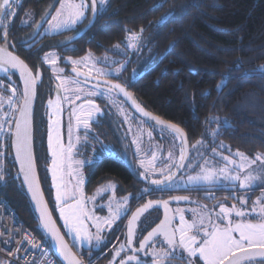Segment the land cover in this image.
Instances as JSON below:
<instances>
[{
	"label": "trees",
	"instance_id": "1",
	"mask_svg": "<svg viewBox=\"0 0 264 264\" xmlns=\"http://www.w3.org/2000/svg\"><path fill=\"white\" fill-rule=\"evenodd\" d=\"M28 1L32 5L36 0ZM48 3L50 0L44 5ZM101 17L94 26L97 35L93 49L100 55L111 48L121 53H116L111 63L123 68L117 70L116 79L139 104L186 132L190 145L187 160L211 165L228 154L260 153L262 161L258 165L264 164V0H109ZM42 70V75L49 76ZM8 73L19 86L16 76ZM1 92L0 116L7 111L11 90L5 85ZM55 92L52 87H37L34 148L40 180L57 219L46 164L45 133L48 101ZM114 93L113 102L122 101ZM96 100L98 106L105 103L100 98ZM106 117L109 119L107 113ZM97 124L90 133L94 144L103 146L104 141L117 145L111 122L103 118ZM136 124L152 131V143L162 145L161 158H166V146L172 148L175 144L182 151L180 136L173 130L144 117ZM8 143L3 149L0 146V196L10 202L27 226L42 235L19 177H14L17 171ZM84 173L87 195L111 182L116 183L119 195H129L131 200L143 190L135 173L115 157L102 156ZM246 175L254 176L255 169L247 170L243 177ZM238 184L239 181L209 186L221 189L228 198ZM249 184L247 189L240 187V192L264 193V182Z\"/></svg>",
	"mask_w": 264,
	"mask_h": 264
},
{
	"label": "flooded vegetation",
	"instance_id": "2",
	"mask_svg": "<svg viewBox=\"0 0 264 264\" xmlns=\"http://www.w3.org/2000/svg\"><path fill=\"white\" fill-rule=\"evenodd\" d=\"M108 1L109 0H105V4L103 8L100 9L101 14L97 16H93L89 8V10L86 12L85 18L81 22L71 26L67 30H63L60 32H53L46 29L47 23H42L41 18L45 15V13L50 11H51V15H53L56 8L60 6L59 0H50V3L46 5H44V3H47L48 0H36L35 2L34 1L32 2V5H30L28 0H20L18 4H15L13 6L15 11L14 17L12 15L6 17L4 21L6 28H0V41L3 42V44H7L10 47H14V50L17 52V54L21 56L29 64L31 69L38 66V68H35L36 72L38 69H41V72L43 73L42 69H44V72L47 73L49 72V76L51 75L50 71H54V69L51 68L50 67L51 65L46 62L45 57H50V56L57 57L58 63L55 65L64 64L63 69L67 74L77 76L76 77L77 81H74L72 79L67 80V78H62L65 84H69V82H71V85L78 86L80 85L78 80H83L88 84L89 82L97 84V82H92L83 79L79 75L75 74V72H73V69L75 68L84 71L83 69L75 65L76 61L81 60L111 68L112 72L110 73V75H106V77H102V78H108L125 86L122 82L116 79L117 78L116 74L118 72L117 70L121 67V65L117 67H113L112 64L108 63V59H107V58H113V56H115L117 52H114L113 48H111L106 52H104L102 55H100L96 50L93 49V47L95 46L93 42V38L97 35L94 26L97 24V22H99L102 19L101 16L105 11V9L107 8ZM36 2H39L40 4L38 3L35 4ZM75 2H80V0H75ZM88 2L90 3V0H88ZM52 5L55 6L52 7ZM30 6H32V8ZM51 15H49L47 19H51ZM9 21H11L10 26H8ZM103 21H106V19H103ZM38 25L40 26L38 27ZM5 30L7 31V43H5L4 42L5 40L3 39V32ZM119 49H121L120 51H124L123 48H119ZM116 55L119 56L121 55V53L119 52ZM49 76L47 75L44 76V74L42 75V82L40 85H38L40 88L44 89V88L52 87L54 81L52 82L51 79L53 77H49ZM8 79L9 80L6 82V84H8V87L9 85H11L9 87L11 90V95H12V88L16 89L15 99L13 102L15 105L16 100L20 98V96L17 94L19 93L20 88L17 85V83L14 80H12L11 77H8ZM74 82L76 83L74 84ZM101 85L107 87V85L100 83V86ZM100 90L101 89L94 90L93 88V94H95V97L93 96L94 101L99 104L96 98H100L104 100V102L106 103L105 99L111 98V93H105L104 95H100L99 94ZM112 92H116V91H112ZM116 93L119 95L118 92ZM120 98L122 99L121 102L122 103L125 102L127 106L124 104L125 106L118 107L117 105H119V103L117 101L116 103H114L112 98L110 100L112 103H114L113 106L117 107L118 112L123 109L122 111L132 112L135 115V118L143 119L142 116H140L134 110H132V108L126 103V101L121 96ZM105 103L103 104L102 109L105 113L109 115V119L105 115L98 120H93V122L89 123L90 128H94L95 126H97L98 125L97 122L102 123L103 118L108 122H111L114 128V133L117 136V145H119L118 150L121 151V154L116 156V151L113 148L111 151L108 150L107 152L108 156L115 157L124 161L127 164V166L130 168V170L135 173L136 176L135 178H137L142 182L143 190L151 189L150 192H144L141 198L139 199L137 198H132V200L130 199L129 205L127 206L128 209L127 214H122L119 218L118 226L114 230V233L121 234L122 238L124 237V241L121 244V247L117 249L116 254L114 253L116 255L115 258L116 264H120L122 260L127 262V258L131 255H135L137 257V261L139 262V264H193V262L198 259L195 257H190L187 251L182 249V247L179 245L178 231L176 232L177 243L175 244V246L168 245L166 243L164 235L160 233L154 236L151 239V241L145 245L144 249H140L139 245L144 240V237L147 236L148 232L152 231V229L155 228L161 222V220L164 219L165 216V209L163 207L164 201L169 202L167 215L171 218V227L173 229H177V226H181V222L179 219L181 215L184 216L185 223L191 224L193 223V220H195L194 222H198L199 217L198 214H196L198 212H202L201 214H199V216L202 215L205 218L204 225L206 227H210V224H220L221 227L225 226L227 221L221 223L220 219H218L217 216V214L220 211L221 204H223L225 207L229 209H233V206H235L231 215L233 224L235 222H241V221L258 223L259 218H261L260 222H264V213L261 212V208H264V193L254 194V192H249V193L240 192L241 189L239 188V186H237L238 189L230 193L231 195H229L228 198H226V195L224 194L225 195L224 196L222 194V191H220L221 189H215L209 186L211 184L201 185V186H191L187 188H177L173 184H172L173 186L161 185L160 187L163 190H157L156 186L151 184L152 180H161L169 175L172 176L174 172L178 169L180 162L179 164L178 163L172 164V161H168L166 158L167 161H159L155 164V166L161 164L162 168L159 167V169L156 168L154 169L152 167L150 168L146 167V169L142 170V172L147 175V179L144 180L140 178L139 177L140 170L136 169L135 166L136 157H134L133 154L134 151L130 148L131 145H129V149L131 152L132 161L134 162L133 163L131 161V163L133 164L132 166L129 162L126 161L124 151L120 149L119 134L121 133L122 130L121 126L124 127V125L122 123L121 124L117 123L118 120L116 117L117 112H114L110 108V104H108L109 107H107ZM8 107L9 106H7V110L9 109L13 111L14 106L9 108ZM9 123L10 121L6 123V126ZM92 131L94 133V130ZM82 136L83 135L80 134L79 137ZM86 136L87 137H84L83 139L89 140L88 143L93 151L96 145L94 144L93 139H91L90 133H87ZM101 143L105 148H109L111 146V144L105 143L104 141H101ZM102 156L104 155H99L98 158L100 159ZM47 157L48 158L46 159V164L48 165L49 156ZM187 161L188 160L185 161L181 171L176 176L173 177L174 182L177 180L179 175L183 173L187 165ZM190 165L193 169L196 168V170L201 167L195 161H190ZM90 166H93V164L84 166L82 168L83 173L85 168ZM84 177L86 179L85 180L86 182L87 176L85 175ZM243 178L241 179L243 180ZM198 188H206V190L199 191ZM231 188L234 189L235 186ZM242 189H247V188L245 187ZM141 193L142 191H140V193H137V195H140ZM115 194L121 196L117 192ZM148 201H152L154 204H158L159 206L147 210L141 216L140 220L136 223V225H134L132 243L129 244L128 243L129 238L127 234L128 221L131 218L132 213L135 212L138 208L142 207ZM237 211H243L245 213V216L243 217L236 216L235 212ZM189 234H195V231L189 230ZM197 238L198 240L200 239L199 236ZM173 247L175 248L174 255L172 254ZM117 252H119V255H117ZM160 252L166 253V255L156 254ZM77 253L79 254V256L82 257V259L85 261L86 264H106L110 256L109 255L110 247H108V243L106 242V245L104 244L99 245V248L93 249V252L91 251L79 252L77 250ZM137 261H132L131 264H137Z\"/></svg>",
	"mask_w": 264,
	"mask_h": 264
},
{
	"label": "snow or ice",
	"instance_id": "3",
	"mask_svg": "<svg viewBox=\"0 0 264 264\" xmlns=\"http://www.w3.org/2000/svg\"><path fill=\"white\" fill-rule=\"evenodd\" d=\"M15 0H0V28H6L5 18L9 15L14 17L15 11L13 5ZM99 4V7H98ZM105 0H80V2H75V0H59V7L56 8L55 15H51V12L45 13L41 18L42 23H47L48 30L53 32H60L63 30L69 29L71 26L81 22L85 16L86 12L91 10L93 16L101 14L100 9L103 8ZM55 5H52L54 7ZM51 15V19L47 17ZM11 21L8 22L10 26ZM3 39L7 43V31L3 32ZM45 60L50 64H55V59H49L45 57ZM10 69L19 70L21 76L24 79V89H23V103L22 106L18 108L21 119L16 120L15 122V148L17 159L21 162V170L24 173V179L28 182L29 188L32 191V198L36 201L37 205L40 207V221L45 229L57 240V243L60 246L62 252L65 253V259H68V254L66 246L59 236L58 230L52 224L50 214L46 207L41 205V200L39 197L38 190L33 187L34 184V175L32 169L31 153L29 150V128H28V107L30 103L31 96L34 94L35 78L32 72L29 70L28 66L21 60L18 56L14 55L12 52L7 51L5 47H0V71L7 73ZM122 69L118 71H122ZM75 71V70H74ZM264 74V69L261 70ZM108 75L109 73H104ZM79 75V74H78ZM86 79L90 78L85 76ZM100 82L97 81V88H99ZM11 85H9L10 87ZM59 87H63L61 84ZM116 91L118 93H123L127 96V92L119 84H109L106 88L99 91L100 95L105 93H111ZM16 89L12 88V95L8 97V106H14ZM79 99V97H77ZM51 104V101L49 102ZM59 101H57L58 105ZM71 103V101H70ZM87 106L89 108L94 107L93 101H88ZM0 107H3V102L0 101ZM57 111L59 107L57 106ZM98 107L95 108L97 114L100 113ZM147 116V113H144ZM92 118V112L86 113V118L81 119L80 116L76 117L77 127L82 126L84 131L87 133L90 128L89 120ZM58 123V121H57ZM163 123V122H161ZM173 129L175 135H180V130L176 126H170ZM3 130L2 125H0V131ZM72 133L73 129L71 125L68 128V145L67 148L61 147L60 144V135L59 132L56 136V148L53 150V181L56 182V202L60 206L59 211L61 217L64 219L66 226L69 230L75 234L76 238L81 242H88L89 244L93 240V234L89 232L88 227L86 226V221H91L93 217L83 210L82 200H77L74 204H68V199H75L74 194H70L64 191L62 186V178L58 182L57 172L60 168V163L63 161L65 154H67L68 159H71V154L73 151V142H72ZM51 134L49 135V142L51 145ZM79 140V137H77ZM183 143V138L181 140ZM184 157L181 155V160ZM83 162H77V164H82ZM238 167H243L239 165ZM140 177L144 180L147 179L145 173H140ZM214 174L212 172L204 173L200 176L189 178L190 183L199 184L201 181H212ZM227 179L233 181H239L240 187L245 188L250 186L249 182L254 179L251 175H246L243 180L239 175L228 176ZM173 181L171 175L167 176L161 180H152L151 184L155 185L157 190H163L160 186H167ZM151 189L142 190L140 195H137L136 198H141L144 192H150ZM128 198H125L124 205L127 204ZM168 201L163 202V207L165 209V216L161 222L148 232L147 236L144 237V240L140 243V249H144L145 245L151 241V239L162 233L165 237L166 243L170 246H175L177 243L176 232H179L178 243L182 249L186 250L190 257L198 258L202 261V264H252L254 258H260L261 261H264V222L260 223H251V222H237L232 223L231 215L233 209L225 207L223 204L220 205V211L217 214L218 219L221 223L227 221L225 226L221 227L220 224H210V227L204 225V217L199 216L198 222H193L191 224L185 223V218L183 215L179 217L181 226L178 229H173L171 227V218L167 215L168 210ZM243 203V201H242ZM159 206L154 204L152 201H148L142 207L138 208L135 212L132 213L131 218L128 221V243H132V236L134 231V225L140 220L141 216L149 209ZM127 207L118 205L110 218H106L103 223L109 228L112 224L120 218L122 214H127ZM261 212L264 213V208H261ZM235 215L238 217L245 216L243 211L235 212ZM97 222L95 223V228L97 232L94 236V239L97 243L101 242L102 237L100 235V222L99 218H96ZM189 230H194L195 234H189ZM200 237L198 240L197 237ZM122 250V249H121ZM157 255H166V253H156ZM172 254H175V248L172 249ZM119 255V252H117ZM132 261H137L135 255H131L127 258L126 261H121L120 264H131ZM73 264H80L79 261H74ZM137 264L139 262L137 261Z\"/></svg>",
	"mask_w": 264,
	"mask_h": 264
},
{
	"label": "rangeland",
	"instance_id": "4",
	"mask_svg": "<svg viewBox=\"0 0 264 264\" xmlns=\"http://www.w3.org/2000/svg\"><path fill=\"white\" fill-rule=\"evenodd\" d=\"M18 1L19 0H15L14 5L18 4L19 3ZM53 15H55V12L53 13ZM46 29L48 30V25L46 26ZM48 58L55 59L56 60L55 64L58 63L57 57L50 56ZM107 59H108V63L111 64L113 59L112 58H107ZM55 64L54 65L50 64L51 65L50 67L53 68L54 71H50L51 75L49 77H53L54 84L52 85V88L56 89V92L54 94L55 96H52V98H50L48 101L47 123L45 127L46 146L49 156L47 169H48L49 184L51 185L52 188V192H51L52 205L54 207L58 222L62 230L67 236L69 242L73 245L74 248H76V250H78L79 252H84V249H88L91 252H93V249L99 248V245L102 244L106 245L107 242L108 247H110V254H109L110 256L106 264H116V259H115L116 251L121 247V244L124 241V237L122 238L121 234L114 233V230L118 226L119 219H117L110 228L106 226L103 223V221L106 218L111 217L112 212L115 211L118 205L122 206V213H123V207H127L129 205L131 196L126 195L122 197L116 195L115 182L106 183L105 185L97 188L90 195H87L84 189V183L86 179L84 177L85 175L83 173L82 168L86 165L94 164L97 160H99L98 158L99 155H106L108 150L111 151L114 148L116 151V156L120 155L121 151L118 150L119 145H112V144L109 148H105L100 144L96 145V147L92 151L88 143L89 140L83 139L84 137H87L86 136L87 133H92V129L89 128L86 133L82 126L77 127L76 125V117L80 116L81 119H84L86 118L87 112H92V118L89 120V123L93 122V120H98L106 115V113L102 109L103 106H97V103L94 101L93 98V96L95 97V94H93V88L94 90L96 89L102 90L106 87L102 85L100 86L99 84V88H97L96 83L89 82L88 84L83 80H78V82L80 83V85L78 86L71 85V82H69V84H65L62 78H67V80L72 79L74 81H77L76 78L77 76L67 74L63 69L64 64H59V65H55ZM75 65L83 69L84 70L83 72L97 77H106L104 73H109L108 75H110V73L112 72V69L109 67L96 65L91 62H85L81 60L76 61ZM8 80L9 79L7 73H5L4 71H0V95L2 93L1 88H3V86L5 85H8L6 84ZM75 83L76 82H74V84ZM61 84H63V87H59ZM17 94L19 95V93ZM111 96L113 100H115L116 95L114 92H111ZM77 97H79V99H77ZM105 100H106L105 104L107 105V107H109L108 104H110V108L114 112H117V116H116L118 119L117 123L118 124L122 123L124 125V127L121 126L122 130L121 133L119 134L120 149L124 151L126 161L129 162L132 166L133 164L131 163L132 161L131 152L129 149V145H131L130 148L134 151L133 154L134 157H136V161H135L136 169L140 170L139 174L143 173L142 170H145L146 167L148 168L152 167L154 169L155 168L159 169V167L162 168L161 164L155 166V164L159 161L168 160V161H172V164H177V163L179 164L181 160L182 151L180 152L179 148L178 147L176 148L175 144L172 148L164 146L167 160L166 158H161L162 145L159 144L160 146H158L154 141L152 143V141L150 140L152 138V131L148 128H138V124H136V122L138 123L142 119L135 118V115L130 111L128 112L122 111L123 110L122 109L121 111L118 112L117 107L113 106L114 103L110 101L111 98H107ZM50 101L51 104L49 103ZM57 101H59L58 105H57ZM88 101H93L94 107L89 108L87 106ZM116 101L119 103V105H117L118 107L125 106L124 103H122L120 100H116ZM16 106L17 105H14L15 108ZM57 106L59 107V111H57ZM96 107H98L101 110L99 114L95 112ZM12 114H13L12 111L8 109L6 112H4V114L0 116V125H2L3 127V130L0 131V135H1L0 146L2 147V149L5 148L6 141L3 140L4 137L7 138V133H8L5 129L6 123L11 120L10 116ZM69 125H71L73 129V133H72L73 151L70 160L68 159L67 154H65L63 161L60 163V168L59 171L57 172V177H58V182L62 178V186L64 191L70 194H74L75 196V199H68V204H74L76 203L77 200H82L83 210L86 211L89 214V216L93 217L91 221H86V226L88 227L89 232L93 234V240L90 244L88 242L81 243L76 238L75 234L69 230L68 226H66L65 224L64 219L60 215V211H59L60 206L56 202V182L53 181V164H52L54 157L52 153L53 150L56 148V136L58 132L60 135L61 147L65 149L67 148L69 141V137H68ZM169 133L171 136H175L173 133L171 132ZM50 134L52 137L51 145L49 142ZM80 134H82L83 136L79 137ZM77 137H79V140H77ZM156 147H158L160 151ZM2 155L4 156L5 153L2 152ZM261 158H262V154L260 153L253 156H245L243 154L233 153V154L224 155L222 158L219 159V161L215 163L213 162L211 165L208 164L203 165L205 163L203 162L199 163V161H195L201 166L197 170L196 168L193 169L191 167L190 161L188 160L183 173L179 175V177L175 182L172 181L169 185L173 184L177 188H187L191 186H201L207 184H211L212 186H214L215 184L220 185L226 182H237L227 179L226 177L239 175L241 178H243L244 173L249 169H255V175L252 176L254 177V179L250 182L255 184L259 182L261 185L262 182H264V164L258 165V162L262 161ZM77 162H83V163L78 165ZM239 165H242L243 167H238ZM207 172H212L214 174V178L212 181H201L199 184L190 183L189 178L200 176ZM125 198H128L126 205H124ZM201 213L202 212H198L196 214H198L199 217V214ZM96 218H99L100 235L102 237V240L99 243H97L94 239V236L97 232V229L94 226L95 223L97 222ZM194 221L195 220H193V222ZM179 227L180 226H177V229ZM193 264H202V261L200 259H197L193 262ZM252 264H264V262H252Z\"/></svg>",
	"mask_w": 264,
	"mask_h": 264
},
{
	"label": "water",
	"instance_id": "5",
	"mask_svg": "<svg viewBox=\"0 0 264 264\" xmlns=\"http://www.w3.org/2000/svg\"><path fill=\"white\" fill-rule=\"evenodd\" d=\"M20 1V0H19ZM18 1V2H19ZM51 12V11H50ZM48 18V17H47ZM40 25H38L39 27ZM0 47H5L7 49V51L12 52L14 55L18 56L21 60L24 61V63L28 66L29 70L32 72L34 78H35V86H34V94L31 96L30 99V103H29V107H28V128H29V150L31 153V161H32V169H33V175H34V184L33 187H35L38 190L39 193V197L41 200V205L43 207H46L50 217H51V221L53 226L55 227V229L58 230L59 236L62 238L65 246H66V250H67V254H68V259H65V253L61 251L59 244L57 243V240L49 233V231L47 229H45L40 221V207L37 205L36 201L33 200L32 198V191L29 188V184L27 181H25L24 179V173L21 170V162L19 159H17L16 156V148H15V122L18 119H21L20 117V113L18 111V108L20 106H22L23 103V89H24V79L21 76L19 70H15V69H10L8 72H12L19 83V88H20V101L17 107V110L15 112V116L11 125V131H10V138H9V145H10V150H11V156L13 158V162L15 164V168L20 180V183L22 185V188L28 198L30 207L36 217V220L42 230V232L44 233V235L46 236V238L48 239L49 245L51 247V250L53 252V254L55 255V257L58 259V261L61 264H73L74 261H79L80 264H86L85 261L82 259L81 256H79V254L75 251V249L73 248V246L71 245V243L69 242L67 236L65 235L64 231L62 230L60 224L58 223L57 219L54 216V213L50 207V204L47 200V197L45 195L41 180H40V176H39V170H38V166H37V161H36V157H35V148H34V111H35V106H36V100H37V87L38 85L41 84L42 82V73L41 70L38 69L37 72L35 73L31 67L26 63V61L19 56L16 52H14L13 50L9 49L7 44H0ZM75 70V71H74ZM73 72H75V74H79L80 77H82L83 79H86L85 76H88L90 78L86 79L92 82H97L99 81L101 84H105V85H109V84H119L121 85L124 90L127 92V96H125L123 93H119V95L126 101V103L132 108V110H134L137 114H139L140 116L144 117V118H148L154 122H156L157 124L164 126L168 129L173 130L170 126L174 125L176 126V128H178L180 130V139L182 140L183 138V143H182V155L184 157L183 160L180 161V165L178 167V169L174 172V174L172 175V177L176 176L181 169L183 168V165L185 163V161L187 160L188 154H189V149H190V145H189V141L187 138V134L186 132L177 124H174L172 122L166 121L164 119H162L161 117H158L157 115H155L154 113L150 112L149 110H147L145 107H143L141 104H139L133 97L132 95L129 93V91H127V89L125 88V86H123L122 84L110 80L108 78H102V77H97V76H92L90 74H87L79 69H73ZM144 113H147L148 115L145 116ZM163 122V123H161ZM169 212V211H168ZM252 262H264L261 261L260 258H254ZM241 264H245V262H241Z\"/></svg>",
	"mask_w": 264,
	"mask_h": 264
},
{
	"label": "built area",
	"instance_id": "6",
	"mask_svg": "<svg viewBox=\"0 0 264 264\" xmlns=\"http://www.w3.org/2000/svg\"><path fill=\"white\" fill-rule=\"evenodd\" d=\"M0 264H59L46 236L27 226L3 196H0Z\"/></svg>",
	"mask_w": 264,
	"mask_h": 264
},
{
	"label": "bare ground",
	"instance_id": "7",
	"mask_svg": "<svg viewBox=\"0 0 264 264\" xmlns=\"http://www.w3.org/2000/svg\"><path fill=\"white\" fill-rule=\"evenodd\" d=\"M19 101H20V99H17V100H16V104H15V105H17V106H16V108L14 107L15 110L13 109L14 113H13V111H12L13 114L10 116L11 119H13L14 116H15V112H16V110H17V107H18Z\"/></svg>",
	"mask_w": 264,
	"mask_h": 264
}]
</instances>
